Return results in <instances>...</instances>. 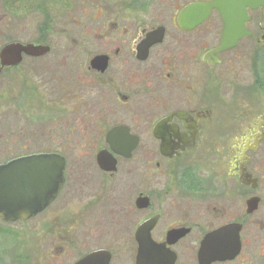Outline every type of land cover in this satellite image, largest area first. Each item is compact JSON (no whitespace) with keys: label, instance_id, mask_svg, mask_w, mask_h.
<instances>
[{"label":"flooded vegetation","instance_id":"af4514ba","mask_svg":"<svg viewBox=\"0 0 264 264\" xmlns=\"http://www.w3.org/2000/svg\"><path fill=\"white\" fill-rule=\"evenodd\" d=\"M212 1L0 0V54L14 43L50 49L15 66L0 58V77L64 61L59 97L44 104L66 148L0 164L65 158L63 187L32 219L45 216L66 241L84 237L73 264L95 252L101 264H264V13L248 8L249 33L217 51L221 11L183 13ZM248 60L252 84H225ZM31 89L21 98L36 124L43 102Z\"/></svg>","mask_w":264,"mask_h":264},{"label":"rangeland","instance_id":"374dc122","mask_svg":"<svg viewBox=\"0 0 264 264\" xmlns=\"http://www.w3.org/2000/svg\"><path fill=\"white\" fill-rule=\"evenodd\" d=\"M252 62L239 63L237 67L240 71L228 72L225 84H252V72H255ZM64 68L62 59L51 56L38 63L39 72H7L0 77V163L18 153L66 148L63 126L50 123L47 117L51 113L47 104H44L46 100L52 101L54 97H59L61 89L56 81L63 85ZM22 69L30 71L31 67L24 65ZM51 78L55 79L54 82H51ZM33 82L39 84V97L43 102L38 110L40 118L36 124L33 114L37 111L32 112V104L23 106L24 97L21 98L22 91L27 93L32 90ZM55 91L58 93L53 96ZM31 94H27L30 103ZM58 101L63 103L61 99ZM45 218L16 222H6L0 218V264H73L80 257L84 247L83 236L71 235L73 241H66L62 237V230H55L54 233L43 228Z\"/></svg>","mask_w":264,"mask_h":264},{"label":"water","instance_id":"95a60500","mask_svg":"<svg viewBox=\"0 0 264 264\" xmlns=\"http://www.w3.org/2000/svg\"><path fill=\"white\" fill-rule=\"evenodd\" d=\"M218 8L223 16L225 28L220 47L217 51L233 48L249 32L246 22L249 20L248 8H263L264 0H214L209 3L197 2L189 5L183 13L184 20L195 17L197 9ZM193 13V14H192ZM205 17V15L203 16ZM197 20V21H201ZM197 21L195 23H197ZM50 51L48 47L38 45L10 44L0 54L2 66H15L22 61V53L42 56ZM117 130L109 136L113 147L120 143L112 141ZM117 145V146H116ZM103 154H99L102 160ZM65 158L57 153H39L22 156L0 164V218L6 222L28 220L42 212L56 198L64 184ZM100 252L91 253L76 264H101L95 260ZM104 264H109L106 261Z\"/></svg>","mask_w":264,"mask_h":264}]
</instances>
